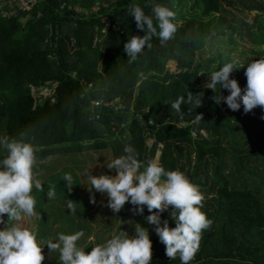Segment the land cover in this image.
Wrapping results in <instances>:
<instances>
[{
  "label": "trees",
  "instance_id": "obj_1",
  "mask_svg": "<svg viewBox=\"0 0 264 264\" xmlns=\"http://www.w3.org/2000/svg\"><path fill=\"white\" fill-rule=\"evenodd\" d=\"M0 1L7 9V0ZM155 4L179 11L175 0H37L15 17L0 14V137L38 145L40 161L107 147L118 158L131 145L145 164L156 158L166 171L180 170L200 186L202 211L213 224L191 264H264V140L240 132V110L214 99L229 90L201 86L200 73L210 66L195 62L196 51L224 30L233 45L238 36L255 47L254 59L264 58V0H188V13H177L175 39L161 45L153 36L152 48L129 63L125 44L145 35L129 8L152 15ZM171 59L175 70L167 65ZM247 63L230 76L240 87L245 80L237 75ZM44 88L52 94L39 102L34 90ZM189 92L193 103L200 97L199 107L185 101L180 113L171 109ZM99 99L109 105L96 106ZM6 155L0 147V159ZM126 205L124 213L149 230L151 264H181L167 257L155 225L147 223V206L138 214ZM171 211L160 213L161 224L167 219L175 227Z\"/></svg>",
  "mask_w": 264,
  "mask_h": 264
},
{
  "label": "clouds",
  "instance_id": "obj_2",
  "mask_svg": "<svg viewBox=\"0 0 264 264\" xmlns=\"http://www.w3.org/2000/svg\"><path fill=\"white\" fill-rule=\"evenodd\" d=\"M151 8L152 15H146L138 5L129 8L137 28L145 31L142 37L132 36L125 44L129 63L136 61L145 47L152 48L153 36L159 37L161 45L175 39L179 27L176 22L177 13L160 4L152 5ZM244 65L236 58L230 59L219 70L209 74L206 87L216 92L217 86L219 91L221 87L228 89L230 94L226 97L217 94L214 97L216 102L224 100L233 111L239 110L243 104L244 112L248 113L256 107L264 108V59H254L247 63L244 73L247 84L242 90L238 81L230 78V74ZM185 101L192 104L194 109L202 103L199 96H196L193 103V96L189 92L186 99L181 96L171 103V109L180 113L181 104ZM201 119L202 114H198L197 122ZM0 147L7 153L0 159V224L4 225L0 228V264H42L45 260V245L49 252H59L61 264H151L152 240L149 230L139 224L135 227L133 236L121 231L106 243L93 246L90 252L78 245V241L84 236L82 230L74 234L60 233L57 242L49 239L46 244H42L37 239L35 225H22L25 218H39L36 199L32 193L33 189L45 191L44 183L40 179L42 172L38 170L41 161L37 153L42 149L31 142L10 139L7 136L0 137ZM124 153L125 155L107 163V168L115 170L116 175L95 176L89 170L86 172L89 190L94 188L106 193L109 197L108 206L117 213L128 202L135 206L133 212L138 214H142L147 206L150 213L146 217L147 223L155 225V231L165 245L167 257L171 260L179 257L181 264H191L200 250L204 232L213 224L202 211L205 196L200 186L180 170L166 171L156 158L145 164L131 145L125 146ZM63 180L71 191L72 174L65 173ZM56 195L55 186L49 185L47 198L50 200ZM92 202L95 203L94 197ZM169 207L172 209L170 218L175 221V227H170L167 219L161 224L160 213ZM67 209H70V213L76 212L73 200H67Z\"/></svg>",
  "mask_w": 264,
  "mask_h": 264
},
{
  "label": "rangeland",
  "instance_id": "obj_3",
  "mask_svg": "<svg viewBox=\"0 0 264 264\" xmlns=\"http://www.w3.org/2000/svg\"><path fill=\"white\" fill-rule=\"evenodd\" d=\"M187 1L175 0L179 8L178 14H180L179 12L188 13L190 7L186 8ZM191 13H194V11H191ZM234 14L235 16L239 15L236 12ZM226 17L229 21L233 20L232 16L227 15ZM228 37V30L219 32V34H216L208 40L201 49L196 51L195 62H202L210 66L209 71H201V86H206L209 80V74L216 70L220 61H228V49L231 47H234V49L231 50L229 59L236 58L243 64L254 60L258 56L253 52L255 47L251 43L245 42V40L241 41L238 36L234 35L235 45H233ZM261 59H264L263 56H261ZM167 65L172 70L176 68V62L173 59L169 60ZM233 72L237 71L233 70ZM233 72L230 76H232ZM240 73L237 77L245 80L242 85L246 87L247 78L244 74L245 72L241 71ZM243 86L241 87L242 90L245 88ZM38 91L35 90V94L39 102L43 100V96L50 93V91ZM239 110L236 118H238V122L239 118L241 119V122L237 124L239 128L241 127L240 132L242 134L246 133L247 135L255 134V136H261V139L258 141H263L264 108L256 107L251 112L245 113L243 104H241ZM149 142L151 143V140ZM113 159H115L114 153L110 147H107L102 151L93 150V152L84 155L82 153L80 155L53 156L48 160L41 161L38 165V170L42 172L40 179L44 183L45 191L39 192L33 189L32 193L36 199V212L39 218L33 220L25 218L22 221V225L24 227H32L35 225L37 239L42 244H46L49 239L57 242L60 233L74 234L82 230L84 236L78 241V245L84 247L86 252H90L91 248L96 244L106 243L108 239L119 234L121 231H125L130 236H133L137 223L124 213L126 212L127 205L125 204L120 212H114L108 206L109 197L106 193L96 191L94 188L90 191L88 188L90 185L86 177L88 173L86 172L89 170V173L95 176L102 174L114 176V170L107 168V163ZM65 173H71L73 176L71 191H69L63 180ZM49 185L55 186L57 193L56 197L50 200L46 196ZM260 187L264 191V182ZM93 197L95 203L92 202ZM260 197L264 203V197ZM68 199L73 200L75 203L76 212L74 214L70 213V209H67ZM43 252L45 254V260L42 264H61L59 261V252H49L47 245L44 246Z\"/></svg>",
  "mask_w": 264,
  "mask_h": 264
},
{
  "label": "built area",
  "instance_id": "obj_4",
  "mask_svg": "<svg viewBox=\"0 0 264 264\" xmlns=\"http://www.w3.org/2000/svg\"><path fill=\"white\" fill-rule=\"evenodd\" d=\"M37 0H7V9L3 7V3L0 1V14L5 16V17H15L18 13V11H22V12H28L30 11L31 7L33 6V4L36 3ZM66 4H62V8H65ZM76 11L77 12H81V9L80 8H76ZM90 87H92L93 85L90 84L89 85ZM36 90V89H35ZM34 90V92H35ZM42 92L46 91V92H49L48 94H46L45 96H43L44 98L45 97H48L52 94V91L50 88H44L41 90ZM40 91V92H41ZM36 95V94H35ZM118 102V100H117ZM95 105L98 106V107H101L102 105L106 104V105H109V103H107L106 101H104L103 99H99V100H96L95 102ZM100 119V115H97L95 117H93L92 119ZM149 123H152V121L150 120ZM186 122L184 121H180L178 123L179 126H182L183 124H185ZM193 134L195 136L198 135V132L194 131Z\"/></svg>",
  "mask_w": 264,
  "mask_h": 264
}]
</instances>
